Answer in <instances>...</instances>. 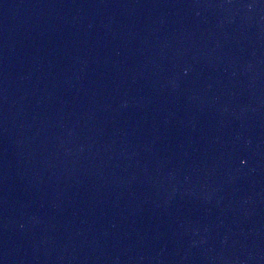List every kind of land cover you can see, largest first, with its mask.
Listing matches in <instances>:
<instances>
[{"label": "water", "instance_id": "95a60500", "mask_svg": "<svg viewBox=\"0 0 264 264\" xmlns=\"http://www.w3.org/2000/svg\"><path fill=\"white\" fill-rule=\"evenodd\" d=\"M0 264H264V0H0Z\"/></svg>", "mask_w": 264, "mask_h": 264}]
</instances>
